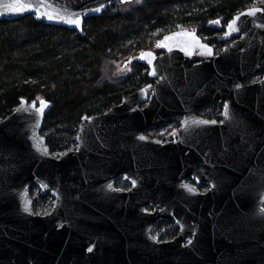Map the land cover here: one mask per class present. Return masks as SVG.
I'll return each instance as SVG.
<instances>
[{"label": "water", "instance_id": "1", "mask_svg": "<svg viewBox=\"0 0 264 264\" xmlns=\"http://www.w3.org/2000/svg\"><path fill=\"white\" fill-rule=\"evenodd\" d=\"M116 2L128 0H0V21L34 15L82 33L85 19ZM237 17L224 38H238L217 56L193 54L203 43L190 29L164 36L166 55L131 56L157 81L83 116L77 148L59 157L40 134L48 101L21 99L0 120V264H264V9L230 22ZM185 32L195 38L177 35ZM213 102L223 104L220 121L193 123ZM181 117L169 143L143 133ZM119 177L131 187L116 188ZM32 184L53 197L48 213H35ZM158 220L174 222L177 236L152 237Z\"/></svg>", "mask_w": 264, "mask_h": 264}, {"label": "trees", "instance_id": "2", "mask_svg": "<svg viewBox=\"0 0 264 264\" xmlns=\"http://www.w3.org/2000/svg\"><path fill=\"white\" fill-rule=\"evenodd\" d=\"M251 7L264 9V0H131L106 5L97 17L84 20L79 33L47 25L34 15L0 21V120L9 116L21 99L50 103L41 136L52 154L76 147L83 116L104 113L152 80L138 63L132 72L116 73L114 63L179 27L198 26L208 42L236 13ZM216 24V23H214ZM115 73V74H114ZM248 78L244 83L251 81ZM222 105L212 103L201 112L216 118ZM116 187L129 188L118 179ZM205 184L199 189L204 191ZM30 195L36 214L47 213L53 197L41 195L35 184ZM172 221H159L152 230L160 241L176 236Z\"/></svg>", "mask_w": 264, "mask_h": 264}, {"label": "flooded vegetation", "instance_id": "3", "mask_svg": "<svg viewBox=\"0 0 264 264\" xmlns=\"http://www.w3.org/2000/svg\"><path fill=\"white\" fill-rule=\"evenodd\" d=\"M251 8H253V7H251ZM249 9V8H248ZM263 9V8H262ZM246 10V9H245ZM240 13V12H239ZM237 14V13H236ZM232 19V18H231ZM230 19V20H231ZM230 20L229 21H227L226 22V24L222 27V29L220 28V26H219V24H214V23H209L208 25H211V27H213L214 28V30H217L218 32L216 33L217 35L215 36L216 37V40H215V42L213 43V42H211L210 41V43L208 42V40L209 39H207L206 37H203V36H201V34H200V28L198 27V26H185V27H179V28H177V29H175V30H172V31H169V32H167V33H164L162 36H160L159 38H157V39H155V40H153L150 44H148V45H146L145 47H143V48H141V49H139V50H137V51H135L133 54H131V55H129V57L128 58H126L125 59V61H124V64L125 65H127V66H130L131 67V69H132V65H134L135 63H138V64H140V65H142V66H144L145 68H146V72H147V74H148V77H149V71H150V69H149V67H147V65L144 63V62H141V61H136V62H132V63H128V59L131 57V56H133V55H137V54H139V53H141V52H152L153 53V55L155 56V57H161V56H163V55H166L167 53H168V50L165 48V47H158L157 45H158V43H161V44H165V43H163V39H164V36H166L167 34H170V33H172V32H175V31H180V30H193L194 32H195V34H196V36L198 37V39L201 41V43H203V44H205L207 47H210V49H211V51H212V53H213V55L214 56H217L222 50H223V48L225 47V46H227V45H229L231 42H233L234 40H236L238 37H233V38H224V34L226 33V27H227V25H228V23L230 22ZM190 45L191 46H194V44L193 43H190ZM208 53L207 52V49L206 50H204L203 48H201V47H196V49L193 51V54H197V53ZM132 72V71H131ZM262 75H263V73H258V74H256V75H254V76H252V77H250L252 80L251 81H249L248 83H244V81H243V83L244 84H249V83H253V82H256V81H259L261 78H262ZM150 78V77H149ZM152 81L150 82V83H148V84H146V85H144V86H142L141 88H143V87H145V86H147V85H150V84H154L156 81H157V78H150ZM141 88H139V89H141ZM138 89V90H139ZM137 91V90H136ZM128 96V95H127ZM122 101V100H121ZM213 103H219V102H213ZM212 104V103H211ZM210 104V105H211ZM221 105H222V107H221V110H220V112L217 114V116H216V118H213V119H208L205 115H203L202 114V110L204 109V108H206V107H208V106H206V107H202V108H200L198 111H196L195 112V115L198 117V118H200V119H206V120H217V121H220V118H219V115L221 114V112H222V108H223V104L222 103H220ZM116 106V105H115ZM183 117H181V118H179V120L178 121H176V122H173V123H169V124H162V125H159V126H157V127H155V128H150V129H147V130H145L143 133H144V135H146V136H148L149 138H151V139H156V140H160V141H162V143H169V142H171V141H173V136L174 135H172V133H177L180 129H182V127H183ZM79 130V129H78ZM77 138V137H76ZM76 142H77V140H76ZM77 148V145H76V147L75 148H73V149H71V150H75ZM71 150H69V151H71ZM69 151H65V152H61V153H59L58 155H54V154H52L54 157H59V156H61V155H63L64 153H66V152H69ZM118 179H122L123 181H126V180H124L123 179V177H119V178H117L116 179V181H115V187H116V182H117V180ZM126 182H128L129 183V188L131 187V184H130V182L129 181H126ZM185 182L186 183H190V184H194V181L191 179V178H188V179H186L185 180ZM203 185V184H202ZM201 186V185H200ZM199 186V187H200ZM207 186V185H206ZM199 187H198V189H199ZM116 188H118V189H124V190H127V189H125V188H119V187H116ZM128 188V189H129ZM207 188H208V186H207ZM207 188L204 190V191H201L200 189H199V191H201V192H205L206 190H207ZM47 194H49V193H47ZM47 194H44V195H47ZM49 195H51V194H49ZM54 202V201H53ZM51 209V208H50ZM147 211H150V212H152L153 211V208H151V207H147ZM49 212V211H48ZM47 212V213H48ZM46 214V213H45ZM159 221H169V220H158V221H156L155 223H154V225L152 226V229H151V236L152 237H155V238H157L158 239V237H156V236H154L153 235V233H152V230H153V227L159 222ZM177 226V225H176ZM178 227V226H177ZM177 234H178V231H177ZM177 234H176V236H177ZM175 236V237H176ZM174 238V237H173ZM159 240V239H158ZM160 241V240H159ZM168 241V240H167Z\"/></svg>", "mask_w": 264, "mask_h": 264}, {"label": "snow or ice", "instance_id": "4", "mask_svg": "<svg viewBox=\"0 0 264 264\" xmlns=\"http://www.w3.org/2000/svg\"><path fill=\"white\" fill-rule=\"evenodd\" d=\"M128 2H131V0H128ZM139 2H140V0H137V3H139ZM10 7H12L14 11H17V12L20 11V7H19L17 4L10 5ZM255 11H259V10H253V11H250V12L248 13V15H254ZM48 19H52V16H49ZM237 20H239V17H237L236 19H234L233 21H231V22L227 25V27H228V29H229V34H231L232 31H236V30H238V29H236V28L234 27V26L236 25V21H237ZM68 22H69V23H75V24L79 25V20H78V19L75 20V21H68ZM211 23L219 24L220 21L217 20V21H213V22H211ZM177 35H185V36H190V35H191L193 39L195 38L193 34H190V33H187V32H185V33H179V34H177ZM170 39H171V37H165V41H168V40H170ZM157 46H158V47H166V48L169 49V51H171V48H170L166 43H165V44L158 43ZM200 47H201V48H206V49H207V52H208V55H211V54H212L211 49H210V48H207L206 45L201 44ZM186 50H187V49H186ZM190 54H191V52H189V55H190ZM147 55L151 56L152 54H151V53H148ZM143 58H144V57L142 56L141 59H143ZM153 75H155V73H153ZM227 109H228V106L225 105V113H224V115H225L226 117L228 116V110H227ZM193 123H198V124H209V123H212V124H215L216 121L200 120V121H193ZM172 135H175V133H172ZM78 139H79V138H78ZM139 139H140V140H145L146 138H145L144 136H141V137H139ZM157 143H160V142L157 141ZM45 151H47V150L45 149ZM135 183H136V181L133 180V181H132V185L135 186ZM185 187L187 188V190H188L190 193H192V194H196V189H195V188L188 187L187 185H185ZM108 188L111 189V188H112V185L109 184V185H108ZM24 211H26V212L29 211V208H28L27 206H25ZM88 251L91 252V251H92V248L90 247V248L88 249Z\"/></svg>", "mask_w": 264, "mask_h": 264}, {"label": "rangeland", "instance_id": "5", "mask_svg": "<svg viewBox=\"0 0 264 264\" xmlns=\"http://www.w3.org/2000/svg\"><path fill=\"white\" fill-rule=\"evenodd\" d=\"M128 57H126V58H128ZM126 58L114 63V69H115L116 73H118V74H120V73H129V72L132 71L130 66H127V65L124 64V61H125Z\"/></svg>", "mask_w": 264, "mask_h": 264}]
</instances>
